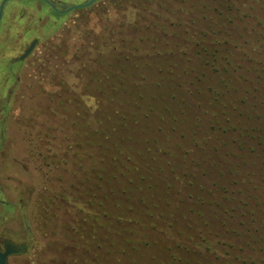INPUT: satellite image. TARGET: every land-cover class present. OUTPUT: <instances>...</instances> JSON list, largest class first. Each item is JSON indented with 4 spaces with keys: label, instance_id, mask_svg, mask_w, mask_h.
<instances>
[{
    "label": "rangeland",
    "instance_id": "1",
    "mask_svg": "<svg viewBox=\"0 0 264 264\" xmlns=\"http://www.w3.org/2000/svg\"><path fill=\"white\" fill-rule=\"evenodd\" d=\"M86 14L6 117L8 264H264V0Z\"/></svg>",
    "mask_w": 264,
    "mask_h": 264
},
{
    "label": "flooded vegetation",
    "instance_id": "2",
    "mask_svg": "<svg viewBox=\"0 0 264 264\" xmlns=\"http://www.w3.org/2000/svg\"><path fill=\"white\" fill-rule=\"evenodd\" d=\"M114 1L118 0H0V253L7 252V264L11 257L29 250L22 233L13 239L6 232L8 225L29 232L23 222L22 188L8 187L3 180L8 167L4 160L6 117L12 99L29 76L36 77L40 62L44 64V56L54 50L56 28L61 23L86 17L88 9H102L103 4Z\"/></svg>",
    "mask_w": 264,
    "mask_h": 264
},
{
    "label": "trees",
    "instance_id": "3",
    "mask_svg": "<svg viewBox=\"0 0 264 264\" xmlns=\"http://www.w3.org/2000/svg\"><path fill=\"white\" fill-rule=\"evenodd\" d=\"M217 72L220 74L221 85H224V86L228 85L229 80L226 77L227 75L231 74L230 68H228L227 66H224L222 67V69H218ZM223 75H226V76L224 77ZM228 91L230 90L228 89ZM216 94H218V88H216Z\"/></svg>",
    "mask_w": 264,
    "mask_h": 264
},
{
    "label": "water",
    "instance_id": "4",
    "mask_svg": "<svg viewBox=\"0 0 264 264\" xmlns=\"http://www.w3.org/2000/svg\"><path fill=\"white\" fill-rule=\"evenodd\" d=\"M7 252L0 253V264H7Z\"/></svg>",
    "mask_w": 264,
    "mask_h": 264
}]
</instances>
